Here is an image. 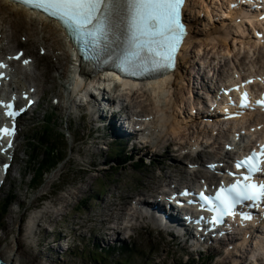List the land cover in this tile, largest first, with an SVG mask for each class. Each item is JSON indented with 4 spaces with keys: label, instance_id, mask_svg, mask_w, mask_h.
I'll list each match as a JSON object with an SVG mask.
<instances>
[{
    "label": "rangeland",
    "instance_id": "374dc122",
    "mask_svg": "<svg viewBox=\"0 0 264 264\" xmlns=\"http://www.w3.org/2000/svg\"><path fill=\"white\" fill-rule=\"evenodd\" d=\"M206 3L208 6L210 1L206 0ZM1 22L4 24L5 41L9 39L10 35L16 37V41L11 42L13 48L17 47L16 42L18 41L25 51L29 53L33 51L45 58L43 63L46 69L45 84L43 85L41 78H38L37 83L39 86L43 85V88H49V92L45 95V100L41 102V107L33 114H29V116L22 119L23 134L35 135L37 128L43 127L42 121L47 119V115L50 114L53 117L51 118L53 122L51 127L53 129L57 127L66 131V125L63 123L66 118L69 130L66 138H61L60 135L54 136L53 131L49 132L55 138V145L65 157L54 161L46 168V171L39 169L38 166L34 169L30 163L26 164L27 156L25 153L26 151L29 152V149L26 148L24 137H20L19 141L22 145L20 153L17 155L13 171L7 182V187L14 190V197L4 207L5 214L0 219V249H3L6 253L11 250L17 251L20 255L28 257L30 263L32 262L33 264H169L171 257H181V252L178 250L179 247L173 246L177 250L174 251V255L171 254L172 251L171 249L169 250L171 244H161L156 254L153 255V251L148 249L151 247L150 245L148 246V241L151 242L149 239L150 234H143L144 231H141L140 237L135 235L131 237L130 244L132 249L128 251L122 250L118 246L104 256L93 254V251H100V248L98 249L97 245H92V237L96 236L100 242L99 237L108 229L110 220L117 222L115 226L122 231L119 233L120 238L127 235L128 231L122 228L125 221L120 218L123 216L124 209L127 211L126 208L128 203H130V198L135 194L145 193L146 189L152 187V182L158 183V174H161V176L168 174V167H170L171 163L174 165V167H171L173 171L179 172L177 176L178 182L188 181L182 172V169L185 168L183 161L185 158L181 156V149L178 152H174L171 144L166 149V144L170 142L169 139H172L167 134L166 138L161 140V147L158 150V154L162 156L168 155L170 152L166 158L160 159L154 154L155 157L150 158L154 159V163L147 164L145 167L139 166L135 169L131 165H122L121 168L113 166L109 169L112 166L109 165L113 164V162L111 161L109 150L105 148L107 139L98 138V134H102V130H98L100 133L92 130L93 124L90 116L82 115L78 117V114H70L68 116L64 98L59 99V103L56 106L51 104L53 97L65 96V90L62 87L55 86V83H59L56 76L60 72L65 76L64 79L67 73L66 55L62 47V40L60 35L54 31V26L39 21L34 22L30 20V17L25 14L23 9L11 8L9 5H4L0 0V25ZM217 22L219 23L220 21L218 20ZM215 26H218V24ZM243 41L246 44L252 42V40L248 39ZM200 42L195 43L191 48L190 64H192V70L195 69L193 67L194 61L197 60L200 64H207L211 60L210 56H217L215 52L217 45L213 47L212 42ZM42 46L46 49L44 55H40L38 52L39 47ZM199 47L203 49L201 56L196 54V49ZM234 47H237V45H234ZM222 48L225 49V46H218L217 51ZM230 53L227 52L226 54ZM262 63H264V59L259 61L258 64ZM195 64L197 63L195 62ZM39 65L41 66V62H39ZM248 67H255V63L249 61L245 69ZM61 82L65 81L61 80ZM186 84L190 87V93L187 86L179 87L178 91H176L178 100L175 99L173 105H175V101H180L186 98L187 95H189V102L192 101L193 105L194 102H198L196 92H199V90L196 88L197 82L195 81L190 85L187 82ZM184 90L187 92H184ZM144 95L146 98H151V101L143 98ZM144 95L139 96L138 109L140 106H144L146 113L155 112V100L151 95ZM135 99L136 96L132 98L133 102ZM152 100L154 104H152ZM45 107L46 110L44 111ZM173 114L178 117L176 113ZM177 122L180 123V130L174 133H178L177 135L173 136L176 146L179 141L192 143L191 140L196 136L201 144L205 141L204 138L207 136L203 133L205 130L203 127L198 129L194 127L193 122H189L182 128L181 122L179 120ZM189 125L193 126V128L189 129ZM62 147L65 148V151ZM145 152V150H142L140 154ZM123 156L124 154H120V158ZM106 160H110L111 163L106 165L105 163H109H104ZM7 187L0 192V204L6 194ZM116 211H119V213H116ZM108 213H112V215L109 216L107 215ZM43 219L46 220L49 227H41L39 225ZM78 225L81 226L80 229L73 231ZM25 227L27 228L26 234H23ZM88 228H90L92 234L87 232ZM135 230L137 228L132 229L131 233L135 232ZM46 232H54L56 236L60 235L61 237L64 236V238L60 241H46L36 245L38 240L42 241L45 239ZM67 232L68 238H66L67 235L65 237ZM76 233L82 234V240H80L79 245L63 253V250L59 247L70 243L73 240V234ZM47 236L50 239L51 234ZM100 245L103 246L101 243ZM185 253L183 252V254ZM203 254L201 257H203ZM211 254L210 251L204 258L212 261L213 264H219L223 257L217 256L214 258ZM93 255H96L97 259ZM188 255L194 259L197 257L195 254L188 253ZM232 257V255L229 256L231 262L229 260L228 262L230 264H233ZM182 258L184 260L187 259L185 255ZM52 259L54 261H51ZM195 262L199 263L196 260ZM236 264H244V261Z\"/></svg>",
    "mask_w": 264,
    "mask_h": 264
},
{
    "label": "snow or ice",
    "instance_id": "6c2138e0",
    "mask_svg": "<svg viewBox=\"0 0 264 264\" xmlns=\"http://www.w3.org/2000/svg\"><path fill=\"white\" fill-rule=\"evenodd\" d=\"M19 3L33 9H39L49 17L62 21L74 29L94 48L101 41L108 42L114 30L123 33L124 48L119 60L120 71L130 76H148L155 73L165 74L175 67V57L182 38L186 35L182 23V8L185 0H18ZM264 19V17H262ZM119 39V37L117 38ZM22 55V54H21ZM18 55L15 59H19ZM25 64L29 61L25 60ZM7 67L0 63V68ZM247 93L241 98V106L246 107ZM31 103V102H30ZM264 106V99L257 101ZM9 111L5 114L15 118L19 111L11 110L12 104L5 105ZM15 127L0 129V136L14 135ZM9 141L8 147H11ZM258 156H264V146L260 153L253 152L242 161H237V169L244 168V183L237 180L227 188L221 186L215 196L199 193L200 207L213 213L208 223L212 226L223 224L225 216L233 219L240 216L241 222L251 221L252 215L237 212V206L245 202H264V183H248L249 176L254 172L264 171L258 164ZM214 167V166H211ZM7 168V165H5ZM183 195H190L185 192ZM192 204L193 201H188ZM203 219V218H202Z\"/></svg>",
    "mask_w": 264,
    "mask_h": 264
},
{
    "label": "bare ground",
    "instance_id": "6f19581e",
    "mask_svg": "<svg viewBox=\"0 0 264 264\" xmlns=\"http://www.w3.org/2000/svg\"><path fill=\"white\" fill-rule=\"evenodd\" d=\"M2 3L4 5H9L11 8H20L21 7L19 5H15L14 3H10L6 0H1ZM210 1L211 4V0ZM209 5V3H208ZM25 14L28 15L30 17V20L35 21V19L33 17H37L35 16V14H33L31 11H27L26 8L23 9ZM202 11H207L209 12V6H207V3L205 2V0H188V4H187V12L185 14V18L189 24V35H188V41L187 44L184 46L182 52L180 53L179 59H178V66L177 69L175 70V74H172V76H174L173 80H169V77H166L164 79L158 80L154 83H151L152 86V98L155 100L156 104H155V109L156 111L154 112L155 115L152 117L153 119L148 122V123H154L153 124V132H157L156 129V125H157V121H160L164 127L162 135L160 137L161 140L164 139V137H166L167 134H174L176 133L180 127V123H178L176 121L177 117L173 110V102L175 100V94H176V90L178 87H180L185 81V78L183 77V67H182V63L183 61L189 57V47L192 45L193 42H200L203 43L202 41H212L213 47H216V43H220L222 45H225L227 47V52L230 53L231 50H229V40H233V44L235 43V37L238 39H242L243 37L241 35H239L237 33V31L235 29L232 28H224L222 25L217 22V20L215 22H211V18L213 17L212 14L207 15L208 19L206 17H204L203 15H201ZM33 16V17H32ZM39 19H41L40 17H38ZM209 22H211L212 24H210ZM50 23V22H49ZM51 25H54L52 22L50 23ZM216 24H218V26H215ZM238 28L239 25L237 24ZM58 31V30H57ZM242 40H239L240 43L244 44ZM248 40H252V36L249 37L248 35ZM250 42H248L247 44H249ZM252 46L249 45V48H251ZM0 48L2 47V44L0 45ZM257 48V47H256ZM192 50V49H191ZM203 50V49H202ZM199 52H201V48L199 47L198 49ZM203 73H205V70H203ZM209 74H212L211 70L209 71ZM185 84V83H184ZM149 91V90H148ZM148 91L146 92H140L143 95L144 94H148L151 95V93H149ZM158 91H160L159 93H157ZM178 91V90H177ZM135 94H132L131 96H133ZM154 104V103H153ZM193 105V104H192ZM154 106V105H153ZM172 109V110H171ZM171 111V112H168ZM173 111V112H172ZM137 111H135L136 113ZM178 116V113H176ZM184 115V114H183ZM179 117V116H178ZM185 117V115H184ZM185 118H181L180 120H184ZM241 149V148H240ZM256 235V231L253 229L252 231V236L255 237ZM227 240V239H226ZM225 241V240H224ZM224 241H220L218 242L219 244H223ZM248 239L246 237H244L242 239V241L240 242V244L245 245L247 244ZM254 245L257 247V252H260L264 245L262 242L260 241H255ZM225 246V245H224ZM231 249L230 251H232V247L229 246L227 249ZM5 250V249H4ZM232 253H238V251H232L230 254H228V256L232 255ZM237 255V254H234ZM0 256L2 258H4L5 260H11L14 261L15 263L18 264H31L30 263V259L26 256H22L20 255V253H18L17 251L11 250L8 253H6L5 251H3V249H0ZM233 256V255H232ZM231 262V260H229ZM233 261V260H232ZM259 264L258 261L255 262V264ZM33 264V263H32Z\"/></svg>",
    "mask_w": 264,
    "mask_h": 264
},
{
    "label": "trees",
    "instance_id": "16d2710c",
    "mask_svg": "<svg viewBox=\"0 0 264 264\" xmlns=\"http://www.w3.org/2000/svg\"><path fill=\"white\" fill-rule=\"evenodd\" d=\"M50 131H52L50 127H46V129L44 130H36L35 135H32L33 140L30 141L29 139L27 144V148L29 149L28 161L33 166L37 164L39 166V169L43 171H46V168L54 161L61 160L65 157V155L61 153L58 147L54 146L53 135L49 133ZM49 145L51 146V150L47 152L46 147ZM62 149L65 151L64 147H62ZM39 151H41V153H39ZM137 165L140 166L141 163Z\"/></svg>",
    "mask_w": 264,
    "mask_h": 264
},
{
    "label": "water",
    "instance_id": "95a60500",
    "mask_svg": "<svg viewBox=\"0 0 264 264\" xmlns=\"http://www.w3.org/2000/svg\"><path fill=\"white\" fill-rule=\"evenodd\" d=\"M0 264H18V263H15L14 261L11 260H5L0 256Z\"/></svg>",
    "mask_w": 264,
    "mask_h": 264
}]
</instances>
